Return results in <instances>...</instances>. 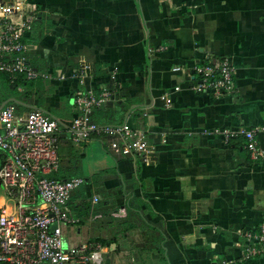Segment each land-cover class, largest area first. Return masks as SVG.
<instances>
[{
    "label": "crops",
    "instance_id": "0c3cea01",
    "mask_svg": "<svg viewBox=\"0 0 264 264\" xmlns=\"http://www.w3.org/2000/svg\"><path fill=\"white\" fill-rule=\"evenodd\" d=\"M29 1L37 19L28 58L46 76L19 92L0 75V90L20 111L37 107L63 126L61 173L85 180L71 204L79 221L61 226L64 247L100 244L104 264H264V254L240 259L245 233L264 225V0ZM205 56L229 59L235 94L190 90L188 70ZM93 86L115 92L92 120L143 126L155 147L148 164L97 140L78 144L79 155L97 146L109 157L91 169L73 160L75 92ZM235 126L263 128L260 158L243 137L204 132Z\"/></svg>",
    "mask_w": 264,
    "mask_h": 264
},
{
    "label": "built area",
    "instance_id": "2783aa9c",
    "mask_svg": "<svg viewBox=\"0 0 264 264\" xmlns=\"http://www.w3.org/2000/svg\"><path fill=\"white\" fill-rule=\"evenodd\" d=\"M36 19L35 3L0 0V75L19 92L25 82L46 76L28 58L26 38ZM173 70L185 68L175 66ZM187 74L194 80L189 88L196 93L221 98L237 92L235 69L226 56L200 58ZM179 90V86L173 88L174 92ZM114 92L96 86L75 92V114L67 126L71 142L78 145L97 140L114 157H131L148 164L155 147L143 126L133 125L128 116L109 124L91 118ZM171 102L167 93L166 106ZM262 129L235 126L204 132L218 134L225 141L243 137L250 156L258 159L262 156L258 144ZM62 132L57 117L37 107L20 111L17 101L5 100L0 92V264H104L100 244L63 245L61 226L79 221L72 215L71 204L85 180L62 176ZM91 201L96 203L98 197ZM124 211L120 207L114 215L122 217ZM245 236L248 245L242 261L264 254V225L258 234Z\"/></svg>",
    "mask_w": 264,
    "mask_h": 264
},
{
    "label": "rangeland",
    "instance_id": "374dc122",
    "mask_svg": "<svg viewBox=\"0 0 264 264\" xmlns=\"http://www.w3.org/2000/svg\"><path fill=\"white\" fill-rule=\"evenodd\" d=\"M24 85H25V83H24ZM66 138H67V140L69 141V135H67L66 136ZM65 142H66V140H65ZM77 145H75L74 146V144H72V145H70V146H68V147H70L71 148V150L73 151V160L75 161V159H74V157H79V156H81V155H79V153H82V152H84V151H82V152H80V149L79 148H77L76 147ZM98 153H100L99 154V156H98ZM101 154L103 155V154H105L106 156H108L107 155V153L105 152V151H102L101 149H99L97 146H95V147H93V148H89V150H88V152H86V154L84 153V156H81V157H84V160L82 161V162H77L78 164H85L86 163V165L88 164V169H91V168H93L94 167V165H95V163L97 164H100L101 162H100V157H102L101 156ZM109 157V156H108ZM74 163H76V162H74ZM91 167V168H90ZM86 170H84V175L86 174Z\"/></svg>",
    "mask_w": 264,
    "mask_h": 264
},
{
    "label": "trees",
    "instance_id": "16d2710c",
    "mask_svg": "<svg viewBox=\"0 0 264 264\" xmlns=\"http://www.w3.org/2000/svg\"><path fill=\"white\" fill-rule=\"evenodd\" d=\"M3 78H4V76H3ZM5 79V78H4ZM5 81V80H4ZM6 82V81H5ZM5 86H7V88H10L9 86H8V84L6 85L5 84ZM10 89H12V88H10ZM13 89H15V88H13ZM0 92H1V90H0ZM2 94V93H1ZM3 96V95H2ZM63 176V175H62Z\"/></svg>",
    "mask_w": 264,
    "mask_h": 264
}]
</instances>
